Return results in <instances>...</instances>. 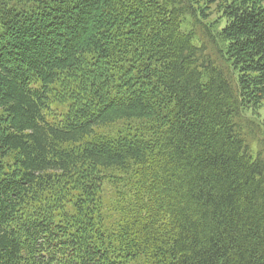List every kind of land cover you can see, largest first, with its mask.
<instances>
[{"label":"trees","instance_id":"1","mask_svg":"<svg viewBox=\"0 0 264 264\" xmlns=\"http://www.w3.org/2000/svg\"><path fill=\"white\" fill-rule=\"evenodd\" d=\"M263 105L264 0H0V264H264Z\"/></svg>","mask_w":264,"mask_h":264},{"label":"rangeland","instance_id":"2","mask_svg":"<svg viewBox=\"0 0 264 264\" xmlns=\"http://www.w3.org/2000/svg\"><path fill=\"white\" fill-rule=\"evenodd\" d=\"M214 8V6H212V9ZM96 12V11H95ZM94 12V13H95ZM214 12V11H213ZM215 17V13H213V15H210L209 19H212ZM184 29L186 31H190L191 30V26H190V23H189V19L186 20L185 22V26H184ZM193 42L195 44H200V39H199V36H195L194 39H193ZM259 114H260V118L262 119V121H264V105L259 109ZM257 149V146L256 148Z\"/></svg>","mask_w":264,"mask_h":264}]
</instances>
